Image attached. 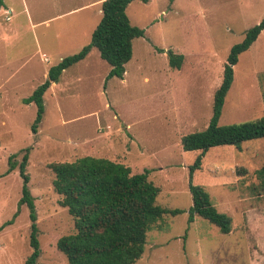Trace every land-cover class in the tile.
I'll use <instances>...</instances> for the list:
<instances>
[{"label":"rangeland","instance_id":"1","mask_svg":"<svg viewBox=\"0 0 264 264\" xmlns=\"http://www.w3.org/2000/svg\"><path fill=\"white\" fill-rule=\"evenodd\" d=\"M101 1L0 0V227L10 221L0 229V264H25L32 250L29 208L19 205L26 147L40 263L68 264L57 240L75 232L49 164L85 155L111 158L132 173L147 170L160 188L156 203L183 210L151 224L133 264L261 263L264 138L210 147L190 177L200 152L184 150L182 137L208 125L230 48L264 18V0H133L127 14L144 34L132 41L123 78H107L111 66L93 47L44 93L34 133L37 106L25 99L52 65L91 41ZM169 51L183 55L180 68L170 66ZM233 69L223 125L264 116V30ZM11 154L17 164L7 172ZM190 182L202 185L217 210L231 216L229 233L198 215L188 221Z\"/></svg>","mask_w":264,"mask_h":264},{"label":"trees","instance_id":"2","mask_svg":"<svg viewBox=\"0 0 264 264\" xmlns=\"http://www.w3.org/2000/svg\"><path fill=\"white\" fill-rule=\"evenodd\" d=\"M133 0H103L102 16L92 32L91 41L79 51L63 57L52 65L47 78L35 88L26 102L37 106L35 120L31 126L34 133L44 113L43 96L53 82L59 80L63 70L84 59L93 47L111 66L107 78H123L125 64L132 57V41L142 36L144 30L131 23L127 7ZM147 1V0H143ZM264 30V18L250 27L243 39L231 46L223 69L222 80L214 92L212 115L203 130L187 133L182 137L184 150L199 151L195 162L189 167L190 177L199 168L202 155L213 146L234 145L264 138V116L232 124H219L225 96L234 77V65L239 55L247 50ZM169 64L180 68L183 55L168 52ZM31 147L23 149L19 163L22 178V195L19 205L29 208L31 253L25 264L40 263V244L38 239L37 214L33 197L28 188L29 176L26 173ZM11 154L8 158L7 172L16 164ZM55 177L54 190L61 195L59 203L66 207L74 218L75 232L58 238L57 247L67 257L68 264H133L144 251L146 233L151 224L162 218L163 214H177L181 209H169L156 203L160 188L148 179V171L132 173L131 168L108 157L85 155L74 161H57L49 164ZM264 175V168L261 170ZM262 175V177H263ZM189 190L192 206L189 210L191 222L195 215L207 219L221 232L229 233L232 218L217 210L209 193L202 185L190 182ZM9 222L4 223L3 228ZM264 264V259L261 263Z\"/></svg>","mask_w":264,"mask_h":264},{"label":"built area","instance_id":"3","mask_svg":"<svg viewBox=\"0 0 264 264\" xmlns=\"http://www.w3.org/2000/svg\"><path fill=\"white\" fill-rule=\"evenodd\" d=\"M9 18H10L9 16L6 17V19H9Z\"/></svg>","mask_w":264,"mask_h":264},{"label":"crops","instance_id":"4","mask_svg":"<svg viewBox=\"0 0 264 264\" xmlns=\"http://www.w3.org/2000/svg\"><path fill=\"white\" fill-rule=\"evenodd\" d=\"M102 1H103V0H102ZM102 1H101V2H102ZM53 83H54V82H53Z\"/></svg>","mask_w":264,"mask_h":264}]
</instances>
